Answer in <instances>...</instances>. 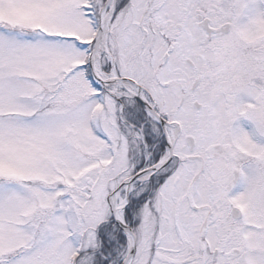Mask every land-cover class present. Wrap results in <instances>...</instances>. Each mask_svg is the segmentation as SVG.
Listing matches in <instances>:
<instances>
[{
	"label": "snow or ice",
	"instance_id": "6c2138e0",
	"mask_svg": "<svg viewBox=\"0 0 264 264\" xmlns=\"http://www.w3.org/2000/svg\"><path fill=\"white\" fill-rule=\"evenodd\" d=\"M0 264H264V0H0Z\"/></svg>",
	"mask_w": 264,
	"mask_h": 264
}]
</instances>
